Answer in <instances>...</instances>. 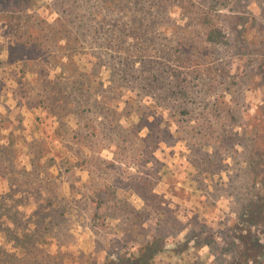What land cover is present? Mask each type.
<instances>
[{
    "label": "rangeland",
    "instance_id": "rangeland-1",
    "mask_svg": "<svg viewBox=\"0 0 264 264\" xmlns=\"http://www.w3.org/2000/svg\"><path fill=\"white\" fill-rule=\"evenodd\" d=\"M261 181L264 0H0V264H237Z\"/></svg>",
    "mask_w": 264,
    "mask_h": 264
},
{
    "label": "trees",
    "instance_id": "trees-1",
    "mask_svg": "<svg viewBox=\"0 0 264 264\" xmlns=\"http://www.w3.org/2000/svg\"><path fill=\"white\" fill-rule=\"evenodd\" d=\"M260 190L264 189V181L260 182ZM256 198L255 202H260L261 204H264V197L260 195L259 193L254 197ZM248 223L242 227L241 230L245 231V234H240L239 241L242 242L244 245V248L246 250L239 252V257L237 258V264H256V259L259 256L258 253V243H262L264 245V229H256L255 226L258 224L257 221L254 219H247ZM263 234V235H262ZM261 244V245H262ZM264 248V246H262ZM231 249V248H230ZM221 251H227V249H221ZM260 257V256H259ZM183 260V259H182Z\"/></svg>",
    "mask_w": 264,
    "mask_h": 264
}]
</instances>
